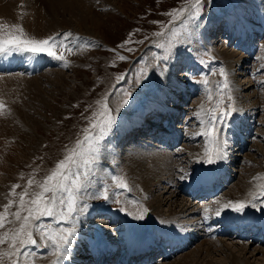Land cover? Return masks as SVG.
Returning a JSON list of instances; mask_svg holds the SVG:
<instances>
[{"label": "rangeland", "instance_id": "obj_1", "mask_svg": "<svg viewBox=\"0 0 264 264\" xmlns=\"http://www.w3.org/2000/svg\"><path fill=\"white\" fill-rule=\"evenodd\" d=\"M23 1L27 2L26 11L41 12L42 23L38 30L30 31L21 22L11 24L8 32H16L12 26L17 25L23 28L25 38L53 37V43L58 45L53 51L64 58L57 59L47 53H20L17 59L21 61L16 62L13 70L0 72L12 76L10 88L0 91V104L3 105L0 107V212L5 211L4 205L9 200L13 201L7 210L9 222L0 228V235L19 227L20 222L11 215L19 207V193L27 188L26 199H30L33 192L40 191L36 183L29 187L28 180L43 182L57 162L76 146V141L83 140L85 129L91 130L93 114L102 111L98 101L107 104L115 123L99 141L95 163L89 166L81 164L72 169L83 181L82 187L74 188L77 211L70 218L62 219L60 205H57L56 215L44 216L35 222L38 228L33 235L37 243L21 248L18 257L0 255V264H11L12 259H18V264H52L56 252L52 251L54 246L47 235H58L64 229L73 230V234L80 233V230L87 232L82 237L84 243L74 248L76 256L82 251L85 254V244H89L90 239L97 243H115L124 240L122 232L130 228L144 232L149 228L154 230L158 224L151 201L158 197L167 222L189 220L188 217L170 216L171 209H181L186 200L192 203L191 207H196L197 213L198 208L200 213L208 208L211 212L208 219H212L219 210L216 203L227 200L231 192L238 193L239 182L243 180L253 185L237 197L229 198L230 201L250 200V193H255V200L264 202V195H260V186L264 185V0H201L198 10L190 9L183 15L177 14L176 18L170 13L173 9L187 8L186 0ZM193 11H198V15L193 16ZM88 13L96 16L95 21L106 25L97 26L88 21L80 26L83 16H88ZM232 14H236L235 17L228 16ZM242 22L253 27L251 30H261H254L253 35L246 30V38H243ZM223 50L239 53L244 57V64L231 67L226 55L223 62L224 59L217 54ZM34 56L43 57L44 62L36 70H32ZM121 56L125 59H120ZM0 61H7V55H0ZM221 68L226 73L227 89L223 87L225 76L220 74ZM167 75L171 80L178 75V84H182L177 89L181 99L176 100L178 106L174 104L179 112L176 119L171 118L168 110L166 113L150 105L153 104V94L160 95L171 84L165 79ZM204 80L208 83H202ZM167 96L173 98L169 93ZM221 99L223 103L218 105ZM228 104L238 110L226 118L214 119L219 109L226 108ZM145 107L148 109L144 110ZM214 108L218 109L217 112L211 111ZM153 111L159 114L157 120L160 125L167 118L173 122L171 133L175 134L178 129L182 132L176 146L164 145L156 137L158 133L147 125L156 124L154 118L149 117ZM162 115L166 117L161 118ZM145 116L148 118L143 119ZM139 117L144 128L136 125ZM210 123L215 124L221 130V137L227 139V154L224 161L220 159V166L224 163L225 168L230 167V174L221 192L198 201L190 198V192H183L182 183L195 177L198 166L203 169L210 165L202 159L209 139L204 133ZM146 126L151 130L149 135L145 131ZM139 127L133 137L131 132ZM241 136L245 140L239 147L237 137ZM188 145L198 146L200 157L196 161L202 162L196 164L195 160L187 158L189 154L182 148ZM147 151L146 157L150 161L160 152L173 154L171 178L180 188L173 197V188H169V184L164 181L159 185L153 184L152 190L143 182L148 175L144 174L146 176L142 178L139 176L141 171H135L134 157L144 161L147 158L140 154ZM230 156L235 157L233 162H227ZM4 162H9V171L2 170ZM168 176L162 175L164 180L169 179ZM182 176L186 178L183 180ZM114 177L122 178L127 188L118 187V180ZM14 185L19 187L13 189ZM68 186L74 187L71 180ZM105 190L109 197L107 200L103 198ZM227 191L230 193L214 201ZM59 195L67 200V193ZM141 215L143 218L138 219ZM188 222L194 224L192 231L198 232L200 216H194ZM158 226L159 230L167 227ZM202 235L194 237L184 244L182 251L173 252L167 259L162 260L159 252L150 264L175 263L198 249L200 254L191 257L193 264H205L208 260L209 264H231L234 255H245L252 264H264V239H248L237 233L219 234L215 247L204 244L210 238ZM222 243L228 248L220 247ZM208 246L212 247L213 253L207 256ZM123 249L124 244H121L118 252ZM9 251L12 249H9L7 241L0 244V254ZM119 262L117 258L114 263Z\"/></svg>", "mask_w": 264, "mask_h": 264}, {"label": "bare ground", "instance_id": "obj_2", "mask_svg": "<svg viewBox=\"0 0 264 264\" xmlns=\"http://www.w3.org/2000/svg\"><path fill=\"white\" fill-rule=\"evenodd\" d=\"M21 1H23V0H0V26H4V27L0 28V33L8 32L11 24H15V23H19V22H21L25 26V29H28L29 31L30 30H38V26H40L42 23V20H41L42 16H40L41 12H40V14H37V13H33V12L30 13L29 11H26L27 10V2L25 3L23 1L22 5H21L22 7H19L20 6L19 4ZM19 10H21L20 12L23 13V14L21 13L22 15L20 14ZM235 15L236 14H232V15H228V16L229 17H235ZM21 17H23L22 21H20ZM94 17H96V16L95 15L91 16L90 14L88 16L84 15L82 18L83 20L79 25L82 26L84 23H86L88 21L94 22L95 25H97V26L106 25V23H103V22L100 23V22L95 21ZM241 24H242L241 28L243 29V31H242L243 38L246 34V30H249V32H251L252 35L254 34V30H258V31L261 30L260 28L251 30V28H253V27H248L246 24H243V22ZM257 25L259 26V24H257ZM263 25H264V22H263ZM215 34H216V32H215ZM204 38L206 39L207 37H204ZM245 38H246V36H245ZM253 47H252V49H253ZM217 54L224 59L223 62L226 60L224 58V56L226 55L229 59L228 61L230 62L231 67L232 66L237 67V66L244 64V57L240 56L239 53L236 54L235 52H232L229 50H223L222 52H220V51H219V53L217 52ZM38 76L39 75H36L35 77H38ZM0 78H2V80L0 79V91H2L3 89L10 88L11 85L9 84V82H10V79L12 78V76L0 74ZM35 79H39V78H35ZM165 79L166 80L168 79L170 81V83L172 84V86H170L171 84H169L166 88L163 89L164 91L161 92L160 95H157L156 93L153 94L154 96L151 99V100H153L152 101L153 104H150V105H152V108H161V109H163L164 112H166L168 110L167 112H170L171 118L176 119V115H178L179 112L177 110V107H175L174 104L176 103V100L181 99L180 97L178 98L177 89H180L182 84H178L179 83L178 82L179 81L178 75L175 76L172 80H171L170 75H167ZM177 79H178V81H177ZM248 82H250V81H248ZM250 86H252L251 83H250ZM167 93H169V95H172L173 98H171L169 96L166 97ZM176 104L178 106V103H176ZM161 106H164V107L162 108ZM148 107L147 108L145 107L144 110H147ZM188 109L190 110V108H188ZM200 111L202 112L201 109H200ZM173 112H175V113H173ZM176 113H178V114H176ZM151 114L152 115H150L149 117H153L154 118L153 122H156V124L149 125L147 123V125L149 127H152L151 129H153L152 130L153 132L158 133V135L156 137H158V139L160 138V141L163 142L164 145L167 144L168 146H171L172 144H174V146H176L177 142L179 141L178 138H180V136L182 135V132L180 131V129H178L179 131L175 132V134L171 133L170 130L173 129L174 125H173V122L169 118H167L168 120L165 121V123L163 122L164 124L162 123V125H160V122L158 121L159 119L157 120V118L160 117L159 114L156 113L155 111H153ZM142 115H145V114H142ZM162 117H166V116L162 115L161 118ZM144 118H148V116L143 117V119ZM141 120H142V118L139 117L136 121V125H140L141 128H144V126H141L143 124L142 123L143 121H141ZM231 121H233V123L235 122L234 120H231ZM145 122H146V120H145ZM233 123H231V126H234ZM148 126H146L145 131H148V135H149V131H151V130L148 129ZM249 126H251V124ZM140 127L137 130H135L134 132H131V133H133L132 134L133 137L140 130ZM247 130H248V128H247ZM245 131H246V129H245ZM237 139H239L238 141L240 142L238 146L239 147L242 146L241 141L245 140L244 137L243 136H241L240 138L237 137ZM177 146H179V145H177ZM106 151H107V153H109L110 148L107 149ZM182 151L189 154L187 156V158L190 159L191 161L192 160L196 161L200 157L198 146H191V145L189 146L188 145L187 148H182ZM148 153H149V151H147L146 153L142 152L140 155H141V157L144 156L145 158H147L146 156ZM226 154H227V150H226ZM172 157H173V154H171V153L160 152L151 161L149 160V158H147L146 160L143 161L140 158L135 159V157H134L133 164H135V166H136L135 171H141L139 176L144 178V176L148 175V176H146L147 180L143 179V182H145V184L149 188L151 186L152 190H154L153 189L154 186H152L153 184L157 183L156 185H159L160 183L162 184V181H164L163 183H166L167 185L169 184V188H173L172 189L173 190L172 191V197H173V194L177 193V191L180 188L176 183H174L175 181H173V180H175V179L171 178ZM230 157H231L230 160L228 159L227 162H233L235 160V159H233L235 157H232V156H230ZM6 161H7V159H6ZM221 161H224V159H221ZM200 162H202V161H196V164H199ZM211 165H213L212 168H211ZM224 166H225L224 163H223V165L220 166V160H218L216 163L210 164L208 166V168L205 167L202 169L201 166H198L199 167L198 173H195L196 175L194 178L188 179V181L183 179L185 182V183H182L183 192H187V193L190 192V198H192V197H193V199L197 198L198 201L208 199L209 196L210 197L212 196V191L215 189V186L216 187L218 185L224 186V184H226V182H227V177L229 176L228 174H230V172H228L230 167H229V169H227ZM221 167H223V169ZM10 169H11V166H10L9 162H4V165L2 166V170L5 172V171H9ZM178 169H180V168H178ZM172 172H174V170H172ZM144 174H146V175H144ZM164 174H166V175L169 174L168 177H170L169 178L170 180L166 179V178L164 180V177H162V175H164ZM149 177H150V179H149ZM212 181L215 182L216 185ZM209 185H211V186L213 185L214 189L213 190L210 189ZM237 185H235V186H237ZM250 185H253V183L249 184L246 180H243V181L239 182V187L237 189L238 193L233 194V192L230 193L227 191V192L223 193L221 195V197L216 198V196H215L214 198H216V199L213 198L214 201L220 200L226 194L230 193L227 196V200L216 203L218 205L219 210H221V211H220V215L216 216V214H215V216H213L212 219H208V216H210V214H211V212L208 208H207L208 209L207 212L204 211V212L200 213V208L197 207L199 209V212L197 213L196 207H194V205L191 207L192 203L191 202L189 203V201L186 200L185 203L182 205L181 209H178L179 211L176 210V208L171 209V212H170L171 215L170 216L172 218H175L174 216H181V217L183 216L182 218L188 217L189 220L181 221V222H179V221L178 222H176V221L175 222H173V221L167 222L168 219L165 220V217L162 214L161 198L158 197V198L152 200L151 203H152V206H154V208H155V218H157L156 224L161 225V226L165 225V227L167 226L165 229L159 230L158 225H156V226L153 225V226H155L154 230H150L151 228H149L147 230V232H144L143 230L134 231V228H130L127 232H122L124 240H121L120 242H115L117 244H115L114 242H109V241H106L105 243L104 242L103 243H101V242L97 243L94 239H90L89 244H85L87 246V248L84 249L85 254L81 250L82 254H79V256H76L74 253V248L78 244L82 245L85 241L82 237L84 235L85 236L87 235V232H85L84 230H80L79 231L80 233H76V234L74 233L70 237V243L67 246L66 251L62 255H58L57 253L55 254V256L53 255L54 257H53L52 264H99V263L100 264H114V261H115L114 259L118 258L119 256L121 257L120 262H122V263H124L126 260H128V264H131V262H135V264H142V260H143L142 258L147 257L148 262L145 264H150V263H152L151 259L156 258V255H158L159 252L164 250L165 252H161L162 256H163L162 260L167 259L169 256L173 255V250H175L176 252L179 250L182 251L183 248H185L182 245L191 241L194 237L201 235V234H203L202 236H204V237L210 238L209 242H206L204 244H210V245L213 244V246H215V247H217L216 245H218V240H219L218 235L219 234H235V233H237V234H240V236L249 237L248 239H250L251 237L252 238L261 237L262 239H264V202L254 200L253 202L257 203L258 207L253 208L250 206V207L245 208V209H249V210H244L243 212H240V213L233 211L231 208H223L224 204L229 202L230 199L237 197L239 193L244 192ZM157 188H159V187L157 186ZM221 191L222 190H220V192ZM259 209H262V210H259ZM175 214H177V215H175ZM198 215L200 216V225L197 228L198 232L195 231L196 232L195 233L192 231L194 224L192 225V223H189L188 221H190V219L193 218L194 216H198ZM218 228H219V233H216ZM154 231H156V232L154 233ZM148 233H150V234H148ZM151 235H153V236H151ZM213 239H215V240H213ZM121 244H124V249L122 250L121 253H119L118 247ZM204 244H202V245H204ZM88 247L91 248L92 252H91V250H89ZM220 247H223L224 250L228 248V246L225 243H222ZM78 248H76V250ZM52 251L55 252L54 250H52ZM200 252H201V250L198 249V250L193 252L194 254L190 253L188 255H185V257H182L179 261H177L175 263H169V264H193L191 262L194 259H192L191 257H194L195 254L199 255ZM262 252H264V251H262ZM212 253H213L212 247L208 246V248L206 250V255L208 256V255H211ZM116 254H117V256H116ZM140 255H141V257L138 260H140V259L141 260L140 261L137 260V262H136V259ZM189 258H191L190 261L188 260ZM160 259H161V257H160ZM208 261H206L205 264H207V263L209 264ZM231 264H252V263L249 261V259L247 257H245V255H243V256L234 255L233 259L231 257Z\"/></svg>", "mask_w": 264, "mask_h": 264}, {"label": "snow or ice", "instance_id": "obj_3", "mask_svg": "<svg viewBox=\"0 0 264 264\" xmlns=\"http://www.w3.org/2000/svg\"><path fill=\"white\" fill-rule=\"evenodd\" d=\"M201 0H186L188 7H182L179 9H173L170 15L176 18V15H183L190 9L198 10L200 7ZM193 16L198 15V11L191 13ZM4 26H0L2 28ZM12 28L16 29V32H3L0 33V55H11L12 53H47L49 56H54L57 59H63L62 55H57L53 49L57 47L53 43V37H47L44 39H31L25 38L24 30L21 26L13 25ZM69 35H71L69 33ZM156 35H161L157 33ZM125 59V57H120ZM167 59V57H165ZM220 74L225 76L223 87L228 88L226 79V73L223 68L220 69ZM139 79V77L137 78ZM202 83L207 84L208 81L204 80ZM129 95V93H125ZM231 100V96H229ZM101 104L102 111L93 114V123L90 125V129H85V136L83 140H77L76 146L68 151V154L64 159L57 162L55 168L44 178L43 182H37L33 179L28 180V186L31 187L36 183L40 191L33 192L30 199H26L28 196V189L26 188L23 192L19 193V207L16 212L11 213L15 217L16 221H19V227L12 230L11 232H4L0 235V244L8 242L9 251L0 255H7L11 257H18L21 248L29 245L36 244L37 240L34 238L33 232L38 225L35 224L44 216H54L57 214V205H60V214L62 219H67L77 211V198L74 194V188L79 189L83 186V181L79 175L72 172L73 168H78L81 164L89 166L95 163L99 153V141L110 131L112 125L115 123V119L111 114V110L108 108L106 103L98 101ZM127 103V100H125ZM223 103V99L218 101V105ZM0 107H3L0 104ZM217 108L211 109L212 112H217ZM232 104H228L226 108L219 109V113L214 119L220 117H228L232 112L237 111ZM204 135L208 136V146L205 147V157L202 158L203 162L207 164H213L217 160L224 159L226 155L227 139L221 137V130L217 129L215 124L210 123L209 128L205 131ZM87 175V173H85ZM186 176H182L181 179H185ZM118 180V187L127 188V184L122 178H115ZM71 180L74 187L70 188L68 182ZM19 187L14 185L13 189ZM260 195H264V185L260 186ZM61 193H67V200L60 196ZM15 194V193H13ZM59 196V198H58ZM252 199L240 200V201H229L223 205V208H231L235 212H243L246 207L251 206L253 208L258 207L255 200V193H250ZM103 198L107 200V190L103 193ZM13 204L12 200H9L8 204L4 205V212H0V228H4L5 224L8 223L6 217L8 215V208ZM123 211V209H121ZM205 212L208 209L204 210ZM221 210L216 211V215H220ZM147 212V209H144ZM22 213H26L22 215ZM142 219L143 216L137 217ZM73 235V230L64 229L60 234L53 235L48 233L47 238L51 240L54 251L58 255H62L67 246L70 243V237ZM11 264H18V259H12Z\"/></svg>", "mask_w": 264, "mask_h": 264}]
</instances>
